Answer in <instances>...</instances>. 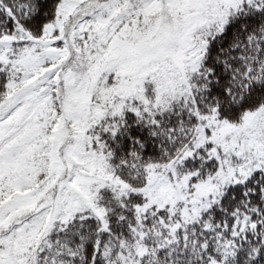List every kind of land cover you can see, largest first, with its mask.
I'll return each instance as SVG.
<instances>
[{
    "label": "snow or ice",
    "instance_id": "obj_1",
    "mask_svg": "<svg viewBox=\"0 0 264 264\" xmlns=\"http://www.w3.org/2000/svg\"><path fill=\"white\" fill-rule=\"evenodd\" d=\"M0 264H264V0H0Z\"/></svg>",
    "mask_w": 264,
    "mask_h": 264
}]
</instances>
